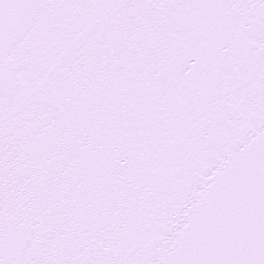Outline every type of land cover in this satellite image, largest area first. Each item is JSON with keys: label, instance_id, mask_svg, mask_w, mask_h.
<instances>
[{"label": "snow or ice", "instance_id": "snow-or-ice-1", "mask_svg": "<svg viewBox=\"0 0 264 264\" xmlns=\"http://www.w3.org/2000/svg\"><path fill=\"white\" fill-rule=\"evenodd\" d=\"M0 264H264V0H0Z\"/></svg>", "mask_w": 264, "mask_h": 264}]
</instances>
